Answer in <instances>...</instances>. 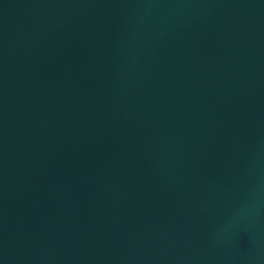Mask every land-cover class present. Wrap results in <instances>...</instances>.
Instances as JSON below:
<instances>
[{"label":"water","instance_id":"water-1","mask_svg":"<svg viewBox=\"0 0 264 264\" xmlns=\"http://www.w3.org/2000/svg\"><path fill=\"white\" fill-rule=\"evenodd\" d=\"M0 264H264V0H0Z\"/></svg>","mask_w":264,"mask_h":264}]
</instances>
